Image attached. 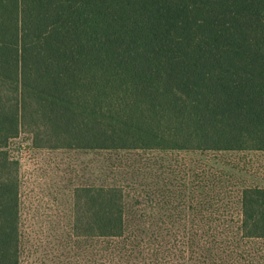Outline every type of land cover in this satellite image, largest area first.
Segmentation results:
<instances>
[{"label": "trees", "instance_id": "obj_1", "mask_svg": "<svg viewBox=\"0 0 264 264\" xmlns=\"http://www.w3.org/2000/svg\"><path fill=\"white\" fill-rule=\"evenodd\" d=\"M24 132L47 148L263 152L264 0H0V264H22ZM125 189L76 190V231L123 240L115 264H264L240 249L264 240V187L219 220L159 217L186 195ZM190 225L206 232L175 230Z\"/></svg>", "mask_w": 264, "mask_h": 264}, {"label": "rangeland", "instance_id": "obj_2", "mask_svg": "<svg viewBox=\"0 0 264 264\" xmlns=\"http://www.w3.org/2000/svg\"><path fill=\"white\" fill-rule=\"evenodd\" d=\"M10 151L20 168L22 264L120 263L123 240L102 241L76 231V190L80 187L120 185L133 196L143 190H155L162 198L184 193L186 200L180 211L176 201L172 212L167 210L169 206L160 204L156 214L191 220H219L224 215L229 219L232 214L236 219L240 191L249 186L264 187V151L47 148L36 147L33 137L26 132L11 141ZM211 188L223 191L222 195L210 194ZM191 226H177L175 230L206 232V228L195 231ZM240 249L264 256V240L243 242Z\"/></svg>", "mask_w": 264, "mask_h": 264}]
</instances>
